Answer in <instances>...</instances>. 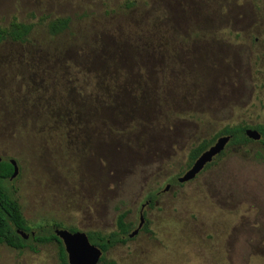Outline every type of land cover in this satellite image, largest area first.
I'll use <instances>...</instances> for the list:
<instances>
[{
    "label": "rangeland",
    "instance_id": "1",
    "mask_svg": "<svg viewBox=\"0 0 264 264\" xmlns=\"http://www.w3.org/2000/svg\"><path fill=\"white\" fill-rule=\"evenodd\" d=\"M13 17L33 28L0 44V157L32 228L107 234L126 212L130 233L143 211L106 259L264 264L256 140L177 181L201 140L264 124V0H0V27ZM34 247L0 244V264H60L55 242Z\"/></svg>",
    "mask_w": 264,
    "mask_h": 264
},
{
    "label": "trees",
    "instance_id": "2",
    "mask_svg": "<svg viewBox=\"0 0 264 264\" xmlns=\"http://www.w3.org/2000/svg\"><path fill=\"white\" fill-rule=\"evenodd\" d=\"M70 17L62 16L51 19L47 22V30L51 35H56L68 27ZM33 24L30 22H22L16 18H12L6 26L0 27V44L4 40H12L17 42H24L31 33ZM255 128L260 133V139L257 140L259 145L264 150V124L257 123L254 125L235 124L232 126H225L218 135H229L227 147L242 146L251 143L253 140L245 135V128ZM203 139L189 151V165L198 157V155L208 148L214 141ZM224 151H221L218 158ZM209 166V164L207 165ZM13 167L9 160L1 158L0 160V244H5L15 249L29 248L35 250L34 243H48L55 242L58 248V260L60 264H68L66 253L64 251L61 240L54 234L53 230L56 227H62L58 222L51 224L39 225L38 228H32L27 220L24 218L21 206L18 201L8 192L4 181L12 174ZM174 182V181H172ZM179 183V182H178ZM154 194L148 196L150 198V205L154 199ZM126 212H120L116 217V229L102 234L100 231L89 230L86 231L88 239L91 243L98 246L102 254L99 258L100 264H117L113 260H108L104 256V252L114 244L125 243L126 235L130 231V223L125 220ZM145 230L142 224L140 227ZM71 231L76 229L67 228ZM17 230H22L28 234L24 239ZM33 233V235H32Z\"/></svg>",
    "mask_w": 264,
    "mask_h": 264
},
{
    "label": "water",
    "instance_id": "3",
    "mask_svg": "<svg viewBox=\"0 0 264 264\" xmlns=\"http://www.w3.org/2000/svg\"><path fill=\"white\" fill-rule=\"evenodd\" d=\"M244 132L245 135L252 140L257 141L260 139V133L255 128L247 127ZM229 138V135L218 136L214 143L203 150L192 162L190 167L181 176L177 177V181L183 183L193 179L203 169V167L213 159L214 156L219 154L224 149L229 141ZM9 162L13 167L10 178H13L17 174L18 169L14 159H10ZM168 187L169 184H166L163 190H167ZM141 207H143V205ZM142 223L143 216L140 214V221L137 228L128 233V236L132 237L136 234L142 226ZM53 232L61 240L68 264H100L99 258L102 251L98 246L89 241L86 232L81 230L71 231L63 227H56ZM17 233L24 239L28 237V234L22 230H17Z\"/></svg>",
    "mask_w": 264,
    "mask_h": 264
},
{
    "label": "flooded vegetation",
    "instance_id": "4",
    "mask_svg": "<svg viewBox=\"0 0 264 264\" xmlns=\"http://www.w3.org/2000/svg\"><path fill=\"white\" fill-rule=\"evenodd\" d=\"M226 147H227V144H226V146L224 147V149H225ZM224 149H223L222 151H224ZM219 154H220V153H219ZM219 154H217V155H219ZM217 155H216V156H217ZM216 156H214L213 159H212L210 162H208V163L203 167L202 170H204L205 168H207V167H208V166H207L208 164H209V166H210L211 163L216 159ZM202 170H201V171H202ZM9 178H10V177H9ZM179 184H182V183L179 182ZM169 185H170V184H169ZM144 204H148V205H149V204H150V198H147ZM144 204H142V205L144 206ZM141 208H142V207H141ZM140 214H142V216L144 217V213H143V211H141Z\"/></svg>",
    "mask_w": 264,
    "mask_h": 264
}]
</instances>
